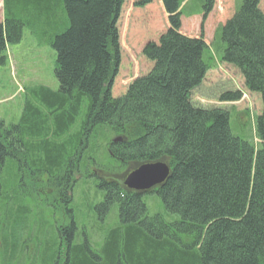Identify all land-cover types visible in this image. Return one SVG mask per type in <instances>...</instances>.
Wrapping results in <instances>:
<instances>
[{
  "label": "trees",
  "instance_id": "16d2710c",
  "mask_svg": "<svg viewBox=\"0 0 264 264\" xmlns=\"http://www.w3.org/2000/svg\"><path fill=\"white\" fill-rule=\"evenodd\" d=\"M228 1L203 0L200 13L185 14L182 0H56L58 20L49 17L52 1L0 0V66L23 39L22 7L40 13L43 5L59 84L56 92L37 90L47 113L27 103L20 125L0 121V214L8 158L21 171L28 148L40 151L31 164L55 182L68 207L89 139L107 128L120 139L107 153L125 169L99 182L105 198L97 210L119 208L120 225L105 245L112 264H264V0L239 9ZM215 17L223 22L212 44L220 30L225 46L217 68L204 59ZM82 108L80 132L56 142ZM236 109L254 112L257 144L232 132ZM157 162L170 175L152 193L179 217L174 223L150 217L146 193L124 185L127 173ZM66 214L71 223L57 229L55 264H99L86 254L87 242L75 243L77 226L72 211Z\"/></svg>",
  "mask_w": 264,
  "mask_h": 264
},
{
  "label": "rangeland",
  "instance_id": "374dc122",
  "mask_svg": "<svg viewBox=\"0 0 264 264\" xmlns=\"http://www.w3.org/2000/svg\"><path fill=\"white\" fill-rule=\"evenodd\" d=\"M50 1L52 2L49 17H56L59 20L62 18L61 10L56 6V0H46V3ZM182 1V6L186 8L185 14H197L203 9V0ZM230 1L228 7L232 5L233 8L236 5V9H239L245 0ZM42 7L43 5L40 7V13L36 6L22 7L26 9L22 11L24 15L21 17L26 25L23 39L19 44L8 47L7 63L5 66H0V121L7 127L21 124L27 103L47 113L45 109H40V103L36 100L40 86L54 92L59 90L54 74L57 55L48 40L54 29L49 27ZM219 14L220 19L223 20V12ZM217 18L215 17L214 30L208 41L209 50L204 57L206 62L214 66L213 68L219 66L225 49L220 40V30L212 44L216 29L223 22H218ZM83 112L84 108L81 109V117L70 127L68 134L61 139H55L56 142L63 143L80 132ZM252 112L250 110L247 114L246 111L233 110L230 126L234 135L249 143L257 144L254 133L255 114L253 115ZM31 138L33 143L39 140L25 136V142L30 141ZM115 139L116 137L110 134L107 128L94 131L88 142L89 148L83 155L86 167L84 169V165L81 173L76 175L77 183L68 194L71 198L68 207L59 201L58 195L61 191L55 182L51 180L49 183L43 172L36 173L40 170V165L34 167L31 164V161L40 159V151L28 148L27 168L23 167L21 171L18 170L16 161L8 158L2 175L1 206L4 204L0 214V264H55L60 250L57 229L64 225L69 226L71 223L66 210L72 211V221L77 226L75 243L78 245L88 243L90 251H86V254L93 262L112 264L106 255L105 245L108 233L120 225L119 208L115 205L108 213L98 211L97 208L105 198V192L99 188L101 179L99 177L105 179L107 175L120 176L125 172V169H119L107 153L110 143ZM21 154L19 157L23 158L24 153ZM44 156L42 153L41 158L44 159ZM87 158L92 160L86 163ZM29 172H33L34 176L31 177ZM95 176L97 178H94ZM143 200L150 217L161 215L168 223L179 220L178 216L164 209L156 194H146Z\"/></svg>",
  "mask_w": 264,
  "mask_h": 264
},
{
  "label": "water",
  "instance_id": "95a60500",
  "mask_svg": "<svg viewBox=\"0 0 264 264\" xmlns=\"http://www.w3.org/2000/svg\"><path fill=\"white\" fill-rule=\"evenodd\" d=\"M116 140L114 142H117ZM169 175L170 167L167 163L145 164L128 173L125 177L124 185L128 190L145 194L162 186Z\"/></svg>",
  "mask_w": 264,
  "mask_h": 264
},
{
  "label": "flooded vegetation",
  "instance_id": "af4514ba",
  "mask_svg": "<svg viewBox=\"0 0 264 264\" xmlns=\"http://www.w3.org/2000/svg\"><path fill=\"white\" fill-rule=\"evenodd\" d=\"M117 142L120 143L118 140H117ZM93 175H95V174H93ZM95 177L97 178V176H95ZM99 178H102V177H99ZM60 194H62V192Z\"/></svg>",
  "mask_w": 264,
  "mask_h": 264
}]
</instances>
